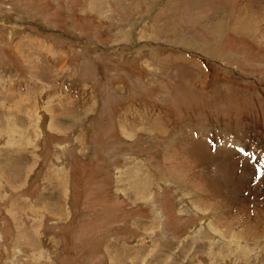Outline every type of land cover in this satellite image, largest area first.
<instances>
[{
	"label": "rangeland",
	"instance_id": "1",
	"mask_svg": "<svg viewBox=\"0 0 264 264\" xmlns=\"http://www.w3.org/2000/svg\"><path fill=\"white\" fill-rule=\"evenodd\" d=\"M4 177L0 264H264V0H0Z\"/></svg>",
	"mask_w": 264,
	"mask_h": 264
},
{
	"label": "crops",
	"instance_id": "2",
	"mask_svg": "<svg viewBox=\"0 0 264 264\" xmlns=\"http://www.w3.org/2000/svg\"><path fill=\"white\" fill-rule=\"evenodd\" d=\"M28 116H30L29 114H28ZM32 156H34V155H32ZM29 159H30V157H28ZM31 160L33 161V162H36V159L35 158H32L31 157ZM10 165V167L12 166V164L10 163L9 164ZM9 166H8V169L10 168ZM11 169V168H10ZM6 171H7V169H5ZM5 170H4V172H5ZM26 175V174H25ZM2 178V177H1ZM0 178V186H2L3 185V187H4V190H3V194L4 195H6V193H5V191H6V183L7 182H11L12 181V177H9V178H6V177H4L3 179H1ZM28 182H30V177H29V173H27V177H25L24 176V179H21V181L18 183V186L15 188V190L14 191H16V192H20V193H22V192H24V188L26 187V186H29L28 184ZM13 190V188L11 189V191ZM8 195V194H7ZM7 195H6V197H7ZM11 195H13L12 193H11ZM17 196V198L16 199H18V198H23V197H21V196H19V195H16ZM11 202H10V204H9V207H12V209H14V205H16L19 201H17V203L14 201V199H11L10 200ZM17 208V207H16Z\"/></svg>",
	"mask_w": 264,
	"mask_h": 264
},
{
	"label": "trees",
	"instance_id": "3",
	"mask_svg": "<svg viewBox=\"0 0 264 264\" xmlns=\"http://www.w3.org/2000/svg\"><path fill=\"white\" fill-rule=\"evenodd\" d=\"M111 210H113V209H111Z\"/></svg>",
	"mask_w": 264,
	"mask_h": 264
}]
</instances>
